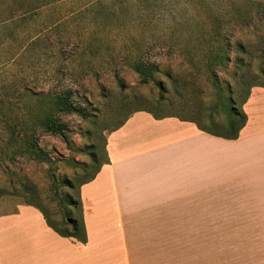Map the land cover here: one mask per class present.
Here are the masks:
<instances>
[{"label":"rangeland","instance_id":"1","mask_svg":"<svg viewBox=\"0 0 264 264\" xmlns=\"http://www.w3.org/2000/svg\"><path fill=\"white\" fill-rule=\"evenodd\" d=\"M19 4L39 9L1 22ZM0 22V186L10 191L0 205L5 198L25 203L31 198L25 188L32 189L57 223L61 197L77 194L105 160L108 132L132 112L208 123L211 72L223 85H237L241 75L264 83V0H0ZM221 44H228L230 60L209 64ZM136 60L158 64L155 79L169 92L141 82ZM169 72L181 74L182 96ZM66 88L88 116L58 114L66 139L40 132L48 160L12 155L8 126L32 122L47 107L41 93ZM215 114L225 118L220 108ZM190 209L171 207L169 220L148 224L143 236L139 231L137 264H264V212L241 221L240 204H203L200 216Z\"/></svg>","mask_w":264,"mask_h":264},{"label":"crops","instance_id":"2","mask_svg":"<svg viewBox=\"0 0 264 264\" xmlns=\"http://www.w3.org/2000/svg\"><path fill=\"white\" fill-rule=\"evenodd\" d=\"M243 110L234 139L175 115L132 112L108 132V160L80 186L87 242L60 235L38 207L5 198L0 264H137L139 231L169 220L171 207L200 216L203 204H240L236 220L260 219L250 215L264 212V83L251 87Z\"/></svg>","mask_w":264,"mask_h":264},{"label":"trees","instance_id":"3","mask_svg":"<svg viewBox=\"0 0 264 264\" xmlns=\"http://www.w3.org/2000/svg\"><path fill=\"white\" fill-rule=\"evenodd\" d=\"M44 4L47 3H42L41 5ZM38 9L39 8L35 5L24 7L23 4H19V9L14 10L11 7L9 13L4 19L1 20V22H5L6 25L14 23L17 21V16L20 13L22 14V17H24L26 14L34 13ZM15 12H17V14ZM227 45L228 44H221L214 49L216 60L211 61L209 64H226L230 60L228 56ZM211 48L213 49V47ZM133 67L134 70L139 73L141 82L147 83L154 81L158 83L163 92H169L163 80L156 81L155 79L156 71H160L158 64L150 63L145 65L141 61L136 60ZM167 77L170 78L173 83L175 82L174 92L179 94V96H182V93L179 89V84L181 80H183L181 74H179V72H169ZM207 78L213 87L212 95L213 98H215L214 104L209 106L210 114L208 123H202L195 120L194 118H188L177 114L167 115H175L182 119L195 121L202 130L218 136L228 139L237 138L239 136L240 130L247 122V114L243 110V105L250 96L251 87L254 84L248 82L246 83V81L243 79L244 75H241V80L237 83V85H223L218 79L217 75L213 72H211L210 76ZM28 94L29 91L24 89L22 90L20 96L25 98ZM41 95L48 98L47 107L44 108L36 118H32V122H13L8 126L9 134L11 136V146H13L12 155H30L36 159L48 160L43 149L38 144V136L40 132L53 133L66 139L67 126L59 118L58 114H77L82 117H87L89 114L85 107H80L73 102V91L71 89L66 88L65 90L58 93H41ZM219 108L225 115L224 119L216 118L215 113L218 114ZM152 113L157 117L167 116L158 115L154 112ZM2 120L4 121L5 129V119ZM124 121L115 128L121 126ZM92 156L93 161H98L96 153H93ZM107 160L106 152V158L103 162H106ZM103 162H100L94 173L89 178L82 181L80 186L95 177ZM80 186L76 195L66 194L65 197H61L60 206L63 209L59 211L61 215L59 223L53 219L46 207L41 206V204L36 199H34L37 198L35 197L36 193L34 190L25 188L28 190V194L31 196V198L27 197L25 203L38 207L43 212L49 226H51L60 235L72 237L85 243L87 242V231L84 220L83 204L80 195ZM71 187H73V185H71ZM12 191L16 192L17 190L14 188ZM9 192V189L0 186V197ZM70 207L71 209L69 210Z\"/></svg>","mask_w":264,"mask_h":264}]
</instances>
